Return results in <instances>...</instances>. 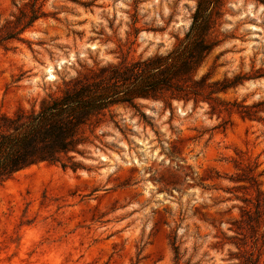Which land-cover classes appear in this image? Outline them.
Masks as SVG:
<instances>
[{
  "label": "rangeland",
  "instance_id": "374dc122",
  "mask_svg": "<svg viewBox=\"0 0 264 264\" xmlns=\"http://www.w3.org/2000/svg\"><path fill=\"white\" fill-rule=\"evenodd\" d=\"M25 1L0 0V24ZM195 4L46 0V16L24 40L0 47V112L37 106L119 57L165 52L187 31ZM217 34L222 41L201 71L214 66L212 78L221 79L264 68V0H227ZM219 96L264 100V76ZM207 110L143 100L142 117L117 106L76 155L81 167L42 162L0 181V264H244L255 248L249 233L238 257L228 243L244 205L233 194L250 196L253 210L256 189L264 192V112L249 120ZM248 168L255 185L234 191L243 183L232 178Z\"/></svg>",
  "mask_w": 264,
  "mask_h": 264
},
{
  "label": "trees",
  "instance_id": "16d2710c",
  "mask_svg": "<svg viewBox=\"0 0 264 264\" xmlns=\"http://www.w3.org/2000/svg\"><path fill=\"white\" fill-rule=\"evenodd\" d=\"M46 0H26L16 7L9 18L0 24V47L7 49L13 40H24L23 34L34 23L46 16ZM77 1V0H72ZM227 0H196L191 22L182 37H175L171 48L146 57H119L114 63L90 68L78 74L62 90L42 97L37 106L29 109L17 107L11 113L0 112V181L16 172L38 163L60 164L77 169L81 163L76 155L83 156L86 145L96 137L95 130L108 118L115 116L114 108L124 106L140 111V102L154 100L170 103L172 100L206 104L207 113L231 115L261 120L264 100L251 104L225 101L220 94L236 88L249 79L264 76V68L252 73H236L232 77L213 79V67L201 71L207 57L221 43L217 27ZM229 122V119L223 123ZM253 168L236 174L232 181L243 184L234 191L255 185ZM232 192V191H231ZM253 210L250 196L233 194L244 205L240 218L231 223L233 236L228 243L240 256L243 239L247 234L255 251L248 253L244 264H258L264 248V192L256 189ZM174 244V242H173ZM178 254V247L173 246Z\"/></svg>",
  "mask_w": 264,
  "mask_h": 264
},
{
  "label": "bare ground",
  "instance_id": "6f19581e",
  "mask_svg": "<svg viewBox=\"0 0 264 264\" xmlns=\"http://www.w3.org/2000/svg\"><path fill=\"white\" fill-rule=\"evenodd\" d=\"M255 27H253L254 29ZM65 60H60L59 63L57 65H60L61 63H63ZM65 63V62H64ZM63 63V64H64ZM46 70V74H47V78L48 79H54L55 75L53 74V68L51 66V64L49 66H47V68L45 69Z\"/></svg>",
  "mask_w": 264,
  "mask_h": 264
}]
</instances>
